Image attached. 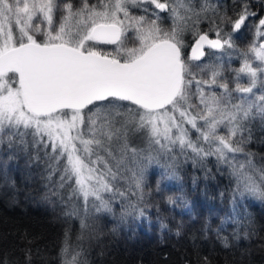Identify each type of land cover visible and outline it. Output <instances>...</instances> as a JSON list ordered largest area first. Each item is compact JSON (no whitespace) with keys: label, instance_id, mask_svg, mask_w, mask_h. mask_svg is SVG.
<instances>
[{"label":"snow or ice","instance_id":"snow-or-ice-1","mask_svg":"<svg viewBox=\"0 0 264 264\" xmlns=\"http://www.w3.org/2000/svg\"><path fill=\"white\" fill-rule=\"evenodd\" d=\"M260 6L258 14L250 0H238L235 18L224 13L201 31V15L218 14L208 0L199 10L193 0H0V145L34 150L48 179L59 173V187L71 186L69 200H83L84 217L75 205L65 213L80 218L78 241L90 227L89 201L96 212H113V201L126 196L117 184L128 179L124 172L143 200L140 161L159 155L202 167L215 157L241 197L264 203V161L247 148L253 122L264 128V0ZM249 27L252 41L240 50L233 34ZM233 55L240 66L228 78L224 57ZM136 134L147 140V155L132 146ZM132 210L135 204L121 213ZM221 242L230 247L227 236ZM59 256L60 264H89L68 231Z\"/></svg>","mask_w":264,"mask_h":264},{"label":"trees","instance_id":"trees-1","mask_svg":"<svg viewBox=\"0 0 264 264\" xmlns=\"http://www.w3.org/2000/svg\"><path fill=\"white\" fill-rule=\"evenodd\" d=\"M237 3L213 2L218 14L207 15L199 29L208 31L211 21H218L224 13L235 18ZM250 3L261 14L260 0ZM209 35L214 37V32ZM252 38L251 27L233 34L241 49ZM186 40L190 46L193 37ZM188 48L184 49L186 56ZM252 132L247 148L259 163L264 161V128L259 120L253 122ZM25 162V157L14 156L9 161L0 157V261L7 264H60L66 231L73 244H83L89 264H264V203L253 199L246 204L238 202L233 177L215 157L203 167L185 157L179 160L175 184L164 183L151 171L145 178L143 200L131 195L124 202L123 207L131 209L135 204L136 210L118 217L115 212L90 216L82 241L77 240L82 231L80 218L65 214L71 206L63 188L49 190L53 184L47 180L43 159L30 166ZM169 197L175 203H168ZM83 205L75 204L79 210ZM234 234L239 239H234ZM224 236L228 248L221 242Z\"/></svg>","mask_w":264,"mask_h":264},{"label":"rangeland","instance_id":"rangeland-1","mask_svg":"<svg viewBox=\"0 0 264 264\" xmlns=\"http://www.w3.org/2000/svg\"><path fill=\"white\" fill-rule=\"evenodd\" d=\"M76 3L79 2V0H75ZM217 0H208V3L213 5V2H215ZM204 0H193V7L196 10H199L202 6H203ZM214 6V5H213ZM211 13V11L207 12V13H203L201 15L200 18V23L198 26H200L203 22L204 19L207 17V15H209ZM166 15V14H164ZM171 21H164V25L165 27L170 26ZM192 36L191 31H187L184 34V40L187 43L186 37L187 36ZM193 42V41H192ZM191 42V43H192ZM190 43V45H191ZM101 47H105V48H111L112 46H101ZM238 48V47H237ZM240 50H247L246 48H238ZM189 50V48H188ZM188 53V52H187ZM215 55H220L219 53H215ZM208 59V58H207ZM206 59V60H207ZM224 64H225V71L224 74H227L228 78H231V76L233 75L232 73V69L238 68L240 66V60L238 59V57L236 55H233L231 60L228 59L227 56L224 57ZM195 135V134H193ZM130 142L132 144V146L138 148V149H143L144 154L147 155L148 151H149V147H148V142L145 138L142 137L141 134H136L134 136L130 137ZM153 148L155 149L156 146H153ZM32 151L31 150L29 153H25L23 151H17L16 148H11L9 149L7 147L6 144L0 145V157L3 161H9L10 159H12V157L14 156H20V157H25V165L26 166H30V164H33L35 162V160H33L32 158ZM131 156V154H129ZM153 155H156V152L153 151ZM189 156H191V153L188 154ZM11 157V158H10ZM184 156H177V158L175 160L171 159V154L169 155H159L157 160H153L151 164L148 163L147 160H141L140 164L141 165H147V171L145 174V178L147 177V175L153 171L157 174V176L161 179L162 175H171L173 172H175V176L172 179H163L161 181H163L164 183H176L175 181L177 180V165L176 163L183 159ZM129 167H133L135 168L136 165L133 164L131 162V160H129L128 162ZM225 166V165H224ZM227 168V166H225ZM228 169V168H227ZM228 171L230 172V170L228 169ZM124 176L128 177L127 180H119L117 181L118 186L120 187L121 191H124L126 193V196L124 198H117L115 201H113L112 203V207H113V212L115 216H120L121 214V208L122 206H124L126 203H124L125 201H129L131 198V195H133V192H135V187L134 185H132L131 189H129V185L131 184V173L130 172H124L123 173ZM234 179V178H233ZM49 182H52L53 185L49 186V190H54V189H59V173H57L56 175H54L51 180L47 179ZM235 182V180H234ZM236 186V183H235ZM69 187H71L70 185H65V191L63 188V193H64V198L65 201L67 202V204H69L70 206L75 205L76 202H78V204L83 205L84 202L82 199H77L75 197H73L71 200H69V196L71 195V188L69 189ZM55 191V190H54ZM106 196H108L109 194H105ZM136 195L139 196V194L137 193ZM236 199L238 202H241L242 204H246L248 203L251 198H243L241 197L239 194H237ZM92 205V201L90 200L88 205H87V219H90V216L93 215H100V214H108L109 212H105V211H100V212H96V210L91 206ZM84 208L85 205H83L82 210H80V217H84L85 212H84ZM114 208L116 210H114ZM119 211V212H118ZM117 212V213H116Z\"/></svg>","mask_w":264,"mask_h":264},{"label":"water","instance_id":"water-1","mask_svg":"<svg viewBox=\"0 0 264 264\" xmlns=\"http://www.w3.org/2000/svg\"><path fill=\"white\" fill-rule=\"evenodd\" d=\"M210 37H212V36H210ZM208 50L206 49V52H207ZM190 53V47H189V50H188V54ZM205 58V57H204Z\"/></svg>","mask_w":264,"mask_h":264}]
</instances>
